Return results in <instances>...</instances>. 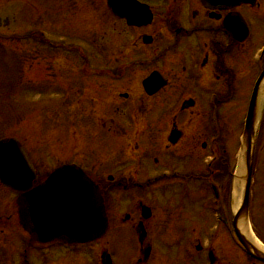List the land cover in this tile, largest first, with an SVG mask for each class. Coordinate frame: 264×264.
Wrapping results in <instances>:
<instances>
[{"label": "flooded vegetation", "instance_id": "af4514ba", "mask_svg": "<svg viewBox=\"0 0 264 264\" xmlns=\"http://www.w3.org/2000/svg\"><path fill=\"white\" fill-rule=\"evenodd\" d=\"M91 3L99 17L102 0H91ZM103 3V13L111 16L112 30L119 35L137 34V41L122 39V42L134 49L143 48L138 65L141 85L154 73L167 84L154 96L142 88L139 112L156 104L159 116L146 124V139L142 143L135 145L130 141L136 168H140V182L128 178L99 186L105 199L113 191L160 190V195L155 196L160 209V231L171 230L184 247L177 248L173 254L154 250L156 219L152 197L131 208L125 219L113 221L108 211L109 227L112 223L116 226L117 222L121 226L132 223L130 227L136 232L133 239L139 248L136 254L141 255L139 264H150L155 254L158 264H264L240 242V237L250 243L257 242L264 252V86L260 88L256 106L260 129L254 146L249 197L246 190L232 185L250 101L256 82L264 72V0H112L111 5L103 0ZM99 19L98 31L106 28ZM122 42L113 46H124ZM61 46L66 51L77 52L73 54L77 56L83 49L77 43ZM104 61L87 60L86 65L90 67L93 63V67H98ZM119 61L116 56L110 60L105 75L102 73L106 72L101 73L97 68L86 69L85 75L81 69L84 59L76 60L82 65L77 64L80 69L74 70L71 80L63 83L66 91L63 102L78 100L80 103L85 83L96 94L99 91L113 94L118 80H132L128 72L134 66L128 63L118 72L114 62ZM100 76L110 79L102 81L105 86L98 84ZM171 115L172 126L166 127L165 116ZM109 120L112 127L109 131L114 130L115 134L113 126H117V120L114 116ZM139 150L143 151L142 156ZM153 166L157 171H152ZM210 178L222 184L221 195L213 197L206 182ZM187 180L194 181L193 184L199 181L198 187L186 186ZM1 189L5 190L0 185V195ZM162 189L165 190L162 192ZM167 191L173 194V199L168 197L170 202L164 204ZM246 201L248 208L245 209ZM219 204L225 209L223 220L218 219L216 212ZM142 205L151 208L149 219L142 218ZM14 218L13 212L10 219L14 221ZM4 222V199L0 196V254H5L4 247L9 243L8 239L4 240ZM138 230L142 237L137 235ZM11 239L13 252L19 254L17 238ZM96 254L102 255L101 264H116L108 250ZM107 254L112 257L110 262Z\"/></svg>", "mask_w": 264, "mask_h": 264}, {"label": "rangeland", "instance_id": "374dc122", "mask_svg": "<svg viewBox=\"0 0 264 264\" xmlns=\"http://www.w3.org/2000/svg\"><path fill=\"white\" fill-rule=\"evenodd\" d=\"M71 1L0 0V20L4 22L0 27V138L15 137L22 142L33 159L40 180L64 162L73 161L99 183L112 185L108 180L110 175L114 177V184L122 179L127 181L128 178L140 181V168H136L137 161L133 159L135 156L131 152L130 141L135 145L142 143L146 139V124L159 116L156 104H153L154 108L151 105L149 110L139 112L142 109L143 91L142 79L139 77L142 75L141 66L138 65L141 64L143 48L126 46L127 41H137V34L119 35L112 30L111 16L103 13V0L100 19L90 5L91 0ZM98 19L105 29L97 30ZM5 20H9V24ZM40 35L58 46L65 43L79 44L85 59L105 60V63H98V67H93L91 63V69L109 68L110 60L116 56L120 60L114 62L118 72L128 63L134 66L128 72L132 80L127 78L116 82L117 88L113 94L112 91L108 94L99 91L96 94L92 86L85 83L80 103L69 99V103L65 104L63 83L71 80L74 70L80 69L77 64L83 63L75 61L81 58V54L66 55L58 49L50 50L41 45ZM122 39L126 42H122ZM120 42L124 46H113ZM97 80L98 84L106 85L102 82L104 78ZM105 80L109 81L107 78ZM122 94H128L129 97L123 98ZM113 110H116V115H113ZM111 116L117 120V126H113L115 134L114 130L109 131ZM172 122V115L165 116L166 127H171ZM115 144L117 147L114 148ZM139 153L142 156L143 151L139 150ZM113 155L121 157L114 158ZM152 171H157V168L153 166ZM194 185L198 187L199 184ZM2 191L4 240H9L6 246L9 252L0 254V264H101L102 255L96 252L103 251L106 240L73 250L56 245L39 247L33 244L19 226L15 203L17 195ZM159 192L156 188L144 192L139 189L113 191L106 198L107 210L111 212L113 221L114 218L124 219L141 200L154 198L153 210L157 221L154 249L173 254L177 248L183 249L184 244L178 243L171 230L160 231V209L155 197ZM165 197L164 204H167V201L170 202L168 197L173 199V194L166 193ZM13 212L14 221L10 219ZM131 225L121 226L117 222L115 226L112 223L114 237L112 234L109 236L108 249L116 264L138 263L140 254H136L135 232L133 235ZM12 237L18 240L19 254L11 249ZM156 257L157 254L150 264L159 263Z\"/></svg>", "mask_w": 264, "mask_h": 264}, {"label": "water", "instance_id": "95a60500", "mask_svg": "<svg viewBox=\"0 0 264 264\" xmlns=\"http://www.w3.org/2000/svg\"><path fill=\"white\" fill-rule=\"evenodd\" d=\"M109 3L111 5V0ZM158 85L159 80L153 75L145 83L146 91L154 94L162 87ZM254 121L255 116L251 111L245 133L249 174L252 161L251 139L255 134ZM36 181L37 174L18 141H0V182L22 193L18 201L20 222L34 239L40 243L74 245L93 242L105 234L108 219L103 193L80 168L74 165L64 166L34 188ZM148 210L144 208V215ZM242 242L249 252L259 254L251 249L248 242Z\"/></svg>", "mask_w": 264, "mask_h": 264}, {"label": "trees", "instance_id": "16d2710c", "mask_svg": "<svg viewBox=\"0 0 264 264\" xmlns=\"http://www.w3.org/2000/svg\"><path fill=\"white\" fill-rule=\"evenodd\" d=\"M1 24H2V23H1V20H0V26H1Z\"/></svg>", "mask_w": 264, "mask_h": 264}]
</instances>
